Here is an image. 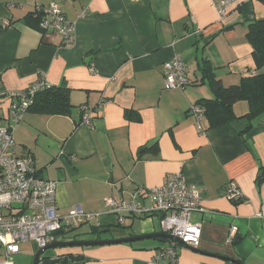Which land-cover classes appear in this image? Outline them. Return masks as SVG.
Here are the masks:
<instances>
[{"label": "crops", "instance_id": "obj_1", "mask_svg": "<svg viewBox=\"0 0 264 264\" xmlns=\"http://www.w3.org/2000/svg\"><path fill=\"white\" fill-rule=\"evenodd\" d=\"M220 1L0 0V88L21 91L44 79L68 91L73 107L66 115L29 110L14 129L18 154L33 157L40 175L57 182L60 215L76 205L105 213L106 198L126 200L181 173L202 195L201 210L191 216L202 226L199 249L215 256L180 249L176 264H264V114L250 127L238 120L247 125L241 132L211 128L205 117L203 133L190 114L214 97L211 80L229 88L255 70L246 33L264 20V0H238L223 17L214 6ZM52 3L76 25L73 45L62 46L59 35L36 24L35 7ZM175 56L187 66L184 90L165 88L163 66ZM82 106L91 126L82 123ZM233 112L245 116L248 102H236ZM231 183L243 200L228 198ZM96 223L111 228L110 237L90 226L56 242L160 232L154 219H127L126 234L113 229L124 228L113 215ZM159 242L53 251L42 264H162L156 253L169 243Z\"/></svg>", "mask_w": 264, "mask_h": 264}, {"label": "built area", "instance_id": "obj_2", "mask_svg": "<svg viewBox=\"0 0 264 264\" xmlns=\"http://www.w3.org/2000/svg\"><path fill=\"white\" fill-rule=\"evenodd\" d=\"M237 1L221 0L214 6L223 17ZM34 13L41 14V31L59 35L62 46L74 44L76 25L67 19L60 5L52 3L47 9L37 6ZM163 68L167 90H184L190 85L187 66L181 57H173ZM51 87L46 80L40 79L21 91L0 90V247L6 259L0 264H13L11 258L21 254L24 243L32 242L40 250L85 226L101 229L96 221L104 215L115 216L117 225L124 228L129 218L157 219L161 233L180 241L157 251L156 260L162 264H176L179 250L184 246L199 249L202 226L191 223V216L201 210L202 195L181 173L169 175L160 187L138 189L129 199L106 198L105 213H88L80 205L72 207L67 215L58 213L57 182L40 175L33 157L18 154L14 138L15 125L24 120L37 94ZM3 99L8 101L7 117L1 114ZM81 109L84 113L82 123L91 126V112L87 106ZM190 114L199 132L203 133L204 109L194 105ZM227 195L231 201L243 200L241 190L234 183L227 187ZM233 241L234 236L230 238V242Z\"/></svg>", "mask_w": 264, "mask_h": 264}, {"label": "trees", "instance_id": "obj_3", "mask_svg": "<svg viewBox=\"0 0 264 264\" xmlns=\"http://www.w3.org/2000/svg\"><path fill=\"white\" fill-rule=\"evenodd\" d=\"M36 24L39 25L41 14L34 13ZM246 38L252 46V58L254 72L243 78L237 86L226 88L218 80H211V90L214 95L212 99H201L196 105L204 109V114L211 128L231 126L235 121H244L251 126L252 121L259 115L264 114V20H257L248 26ZM258 71V72H257ZM0 90H2L0 88ZM247 101L249 112L237 118L233 112V106L238 101ZM68 91L51 87L37 94L30 111L47 115H66L72 110ZM120 227V226H119ZM101 229L92 227L91 232L100 235ZM132 235V234H130ZM71 259L79 257L69 255ZM57 258L56 261H62ZM68 259V258H65ZM52 260L42 258L39 264L51 262Z\"/></svg>", "mask_w": 264, "mask_h": 264}, {"label": "water", "instance_id": "obj_4", "mask_svg": "<svg viewBox=\"0 0 264 264\" xmlns=\"http://www.w3.org/2000/svg\"><path fill=\"white\" fill-rule=\"evenodd\" d=\"M232 126L234 129L238 132L243 131L247 125L240 123L238 121H235L232 123ZM144 240H154V241H166L168 243L176 242L180 243L179 240L173 238L172 236H169L165 233L157 232L153 234H143V235H135V236H129L121 239H115V240H94V241H66V242H55L47 246L46 248L38 250L36 253L33 263L32 264H39L40 260L43 258V255L46 251L51 249H59V248H67V247H94V246H105V245H115V244H131L134 242H140ZM184 249L190 250L192 252L201 253L205 255L215 256L213 254L206 253L200 249L191 248L189 246H184ZM225 260L236 262V260L228 258V257H222Z\"/></svg>", "mask_w": 264, "mask_h": 264}, {"label": "rangeland", "instance_id": "obj_5", "mask_svg": "<svg viewBox=\"0 0 264 264\" xmlns=\"http://www.w3.org/2000/svg\"><path fill=\"white\" fill-rule=\"evenodd\" d=\"M1 102L3 103V106H2V109H1V114H4L5 117L8 116V101L6 100H1ZM156 222L157 219H154ZM82 231H86V230H90V227L89 226H85L83 228H81ZM113 229H116L118 230L119 232H124L125 234L128 233V230L126 228H122V229H117V228H113ZM80 230V229H79ZM111 230V228H110ZM78 231V230H77ZM76 231V233H77ZM110 231H105V232H102L101 233V237H104V238H108L110 237ZM141 242H146V243H151V244H164L163 242H159V241H154V240H144V241H141ZM22 247V252L19 256H13L11 258V262L13 264H32L33 263V259L35 257V254L38 252V248L37 246L32 243V242H28V243H24L21 245ZM77 249L76 247H67V248H59V249H54V250H48L44 253V257H47L48 254H50L51 252L53 251H70V250H75ZM1 247H0V261H5L6 259H4L3 255H1Z\"/></svg>", "mask_w": 264, "mask_h": 264}]
</instances>
